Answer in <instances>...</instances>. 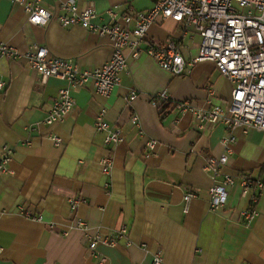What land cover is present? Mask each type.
<instances>
[{"label":"crops","instance_id":"crops-1","mask_svg":"<svg viewBox=\"0 0 264 264\" xmlns=\"http://www.w3.org/2000/svg\"><path fill=\"white\" fill-rule=\"evenodd\" d=\"M60 1L39 0L53 16L46 26H34L14 0H0V45L22 55L42 46L81 71L101 67L110 58L111 40L79 26L61 27L55 19ZM155 3L80 0L78 9L91 7L102 24L110 21L108 11L142 13ZM169 39L185 61L181 76L161 69L145 52L151 42ZM199 44L191 28L157 21L137 57L124 51L127 68L109 96L98 95L91 85L72 90L71 112L51 125L44 121L64 82L42 80L24 58L0 57V157L4 147L13 152L8 172L0 173V264H152L156 254L163 264H264V187L256 216L248 221L244 212L250 205L239 184L242 175L264 180V133L233 131L236 141L222 173L235 184L226 204L211 210L212 180L204 166L207 158L223 153L226 127L199 129L191 113L173 107L175 102L195 110L229 105L232 84L214 63L192 62ZM132 92L137 99L129 103ZM161 92L170 99L162 114L150 103ZM100 113L122 132L113 147L94 127ZM133 116L138 125L131 123ZM53 138L61 143L55 145ZM148 141L155 142L153 150ZM105 157L112 161L107 174L101 165ZM187 191L197 197L184 211ZM72 200H78L74 210ZM77 219L87 231L72 228ZM122 228L127 233L121 236ZM97 234L117 242L98 244L95 257L87 245Z\"/></svg>","mask_w":264,"mask_h":264},{"label":"built area","instance_id":"built-area-1","mask_svg":"<svg viewBox=\"0 0 264 264\" xmlns=\"http://www.w3.org/2000/svg\"><path fill=\"white\" fill-rule=\"evenodd\" d=\"M79 1H60L55 19L61 27L79 26L111 40L110 58L101 67L81 71L69 60L51 57L49 51L42 46H33L22 55L12 47L0 45V57L24 58L42 80L57 78L64 82L44 123L51 125L64 121L74 106L72 90L91 85L98 95L109 96L119 84L121 73L127 68L124 51L129 50L132 57H137L148 28L157 21L171 19L185 28H191L200 37L198 54L192 62L214 63L218 73L232 84L230 102L226 109L215 106L212 109L195 110L187 102H175L173 107L182 114L191 113L199 129L218 123L226 127L227 133L221 139L223 153L219 157L207 158L204 166L212 180V185L208 188L209 207L211 210L223 207L228 199V189L235 184L233 176L222 173L236 141L233 131L240 129L242 134H246L250 129H257L264 133V0H156L150 10L142 13L134 12L131 8L124 13L108 11L106 15L110 21L102 24L96 22L97 15L91 7L80 11ZM14 3L22 7L30 25L46 26L52 19L53 15L39 6V0H14ZM145 52L161 69L173 76L183 75L185 61L174 40L169 39L165 43L151 42ZM3 89L4 84L0 82V91ZM209 95L212 96L213 93L210 92ZM135 99L137 94L132 92L128 102L132 103ZM150 103L162 114L165 112L163 106L168 105L170 99L165 92H161L153 95ZM131 123L138 125L136 116L132 117ZM94 127L103 134L107 147H113L122 141L121 130L106 122L102 113L95 120ZM53 142L59 145L61 140L53 138ZM146 146L153 150L155 142L148 141ZM12 154L11 149L3 148L0 173L8 172ZM101 165L103 173L107 174L112 161L105 157ZM239 184L242 196L248 198L250 205L244 216L251 221L256 216L255 206L264 187V180L242 175ZM196 197L197 193L194 191L184 194V211ZM70 204L74 210L78 200H72ZM72 228L87 231L88 225L77 219ZM126 233L124 228L119 231L121 236ZM116 242L113 238L97 234L89 238L87 246L90 255L96 257L98 244L115 246ZM103 261L100 257L99 262ZM152 264H163L159 254L154 256Z\"/></svg>","mask_w":264,"mask_h":264}]
</instances>
